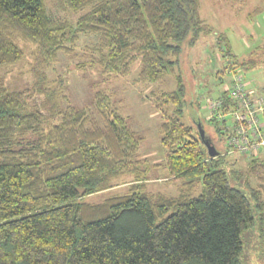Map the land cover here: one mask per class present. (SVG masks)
Returning a JSON list of instances; mask_svg holds the SVG:
<instances>
[{
	"label": "trees",
	"instance_id": "obj_1",
	"mask_svg": "<svg viewBox=\"0 0 264 264\" xmlns=\"http://www.w3.org/2000/svg\"><path fill=\"white\" fill-rule=\"evenodd\" d=\"M53 4L82 12L76 25L54 16L44 0H0V68L23 60L21 38L36 44L38 60L31 86L0 82V264H246L243 234L264 224V157L227 169L225 154L207 156L195 127L182 119L197 102L183 71L186 48L211 30L200 0ZM81 33L98 40L79 67L113 78L138 62L139 79L151 84L174 74L175 88L153 95L162 118V164L181 181L178 194L147 189L144 136L108 90H94L93 107L79 105L65 80L49 78L59 53H73ZM258 52L228 68L254 67ZM219 96L231 99L229 90ZM208 119L226 133L222 121ZM123 175L133 177L125 194L84 200Z\"/></svg>",
	"mask_w": 264,
	"mask_h": 264
},
{
	"label": "rangeland",
	"instance_id": "obj_2",
	"mask_svg": "<svg viewBox=\"0 0 264 264\" xmlns=\"http://www.w3.org/2000/svg\"><path fill=\"white\" fill-rule=\"evenodd\" d=\"M44 2L54 16L66 18L74 25L82 13L54 7L53 0ZM200 15L211 30L203 33L193 47L186 48L183 71L197 102L185 110L182 119L195 127L196 136L206 146L207 156L210 157L211 153L202 138L200 121L204 123L207 129L205 133L211 136L219 153L225 154L224 167L228 169L235 164L236 167L244 168L247 156L228 151L226 134L219 132L220 126L208 119V103L223 90H230L235 70L228 68L229 62L236 58L246 59L258 48L260 55L259 60L256 59L257 65L245 69L239 66L237 69L244 74L250 88L264 94V0H200ZM97 40L95 34L81 33L73 53H59L58 61L47 70L49 78L65 80L69 96L79 105L93 107L94 90H108L133 129L144 136L141 154L151 165L147 173V189L169 196L178 194L181 181L171 178L162 164L166 151L161 144L162 118L153 95V90L174 89V74L151 84L139 79L138 62L132 64L127 76L113 78L102 77L97 68L79 67V63L88 61V49ZM18 43L24 50L23 60L14 66L0 68V82L12 89L31 86L34 80L32 68L38 63L34 55L36 44L23 38L18 39ZM228 50L231 51L230 56L226 55ZM41 109L45 112L43 107ZM99 120L102 121L100 116ZM50 122L54 120L47 119V123ZM231 122L230 119L229 124ZM132 179L131 175H123L115 187L87 195L84 200L99 203L109 197L125 194ZM251 181L254 185L259 184L257 176H252ZM197 185L195 192L198 193L200 185ZM255 228L243 234L246 264H264V224L258 222Z\"/></svg>",
	"mask_w": 264,
	"mask_h": 264
},
{
	"label": "built area",
	"instance_id": "obj_3",
	"mask_svg": "<svg viewBox=\"0 0 264 264\" xmlns=\"http://www.w3.org/2000/svg\"><path fill=\"white\" fill-rule=\"evenodd\" d=\"M229 95L228 102L221 96L211 99L208 117L225 124L229 152L252 158L264 157V94L250 88L244 74L237 70Z\"/></svg>",
	"mask_w": 264,
	"mask_h": 264
},
{
	"label": "water",
	"instance_id": "obj_4",
	"mask_svg": "<svg viewBox=\"0 0 264 264\" xmlns=\"http://www.w3.org/2000/svg\"><path fill=\"white\" fill-rule=\"evenodd\" d=\"M199 127L201 129L202 138H203L204 142L207 144V146L209 147V151L211 153V156H217L219 154V151L217 150L215 144L205 140V134H206L205 130L202 128L201 124L199 125Z\"/></svg>",
	"mask_w": 264,
	"mask_h": 264
},
{
	"label": "flooded vegetation",
	"instance_id": "obj_5",
	"mask_svg": "<svg viewBox=\"0 0 264 264\" xmlns=\"http://www.w3.org/2000/svg\"><path fill=\"white\" fill-rule=\"evenodd\" d=\"M205 140L208 142H212L211 136L209 134H205Z\"/></svg>",
	"mask_w": 264,
	"mask_h": 264
}]
</instances>
